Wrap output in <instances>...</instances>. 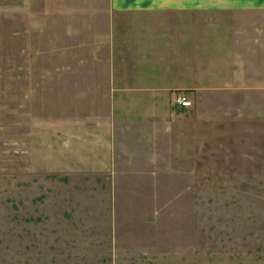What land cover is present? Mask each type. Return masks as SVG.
I'll use <instances>...</instances> for the list:
<instances>
[{"label": "rangeland", "instance_id": "1", "mask_svg": "<svg viewBox=\"0 0 264 264\" xmlns=\"http://www.w3.org/2000/svg\"><path fill=\"white\" fill-rule=\"evenodd\" d=\"M138 13L0 0V264H264V97L180 91L202 124L178 147L106 141L96 84Z\"/></svg>", "mask_w": 264, "mask_h": 264}, {"label": "crops", "instance_id": "2", "mask_svg": "<svg viewBox=\"0 0 264 264\" xmlns=\"http://www.w3.org/2000/svg\"><path fill=\"white\" fill-rule=\"evenodd\" d=\"M109 6L113 14L139 12L132 29L143 34L140 43L128 35L113 47L118 53L96 84L97 97L114 103L106 128L111 149L130 134L137 151L162 152L164 144L172 150L188 140L202 122L170 107L180 91L201 103L263 100L264 0H109ZM199 113L207 117L205 107Z\"/></svg>", "mask_w": 264, "mask_h": 264}, {"label": "built area", "instance_id": "3", "mask_svg": "<svg viewBox=\"0 0 264 264\" xmlns=\"http://www.w3.org/2000/svg\"><path fill=\"white\" fill-rule=\"evenodd\" d=\"M177 103L182 106V107H189L192 105V102L188 99V97L186 95H181L179 98H178V101Z\"/></svg>", "mask_w": 264, "mask_h": 264}]
</instances>
